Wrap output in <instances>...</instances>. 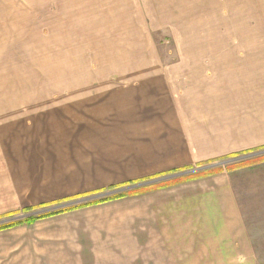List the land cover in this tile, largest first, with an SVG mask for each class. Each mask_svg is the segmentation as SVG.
<instances>
[{"label": "crops", "instance_id": "obj_1", "mask_svg": "<svg viewBox=\"0 0 264 264\" xmlns=\"http://www.w3.org/2000/svg\"><path fill=\"white\" fill-rule=\"evenodd\" d=\"M20 1L0 0L9 44ZM253 30L0 93V223L264 150ZM36 218L0 230V264H264V160Z\"/></svg>", "mask_w": 264, "mask_h": 264}, {"label": "rangeland", "instance_id": "obj_2", "mask_svg": "<svg viewBox=\"0 0 264 264\" xmlns=\"http://www.w3.org/2000/svg\"><path fill=\"white\" fill-rule=\"evenodd\" d=\"M15 11L12 43L0 36V93L44 89L58 75L103 72L116 57H204L203 47L245 36L237 32L257 28L264 37V0H37L15 3ZM259 152L243 165L264 159ZM214 169L174 173L145 187Z\"/></svg>", "mask_w": 264, "mask_h": 264}, {"label": "trees", "instance_id": "obj_3", "mask_svg": "<svg viewBox=\"0 0 264 264\" xmlns=\"http://www.w3.org/2000/svg\"><path fill=\"white\" fill-rule=\"evenodd\" d=\"M241 157V156H239ZM235 158H238L237 156L236 157H233L231 159H235ZM261 160H264V159H261ZM254 162V161H253ZM252 162V163H253ZM237 164H241V165H237ZM237 164H234L232 166H226L225 168H216L214 170H208V172L202 174V175H199V176H196L194 177L195 179L196 178H199V177H202V176H206V175H210L214 172H218V171H224V170H232V169H236L238 167H242L243 166V162H240V163H237ZM194 178H184V179H181L179 181H176V182H171L168 183V184H159L157 186H152V187H145L144 189H140V190H133L131 193H120V194H117V195H114V196H111V197H108V198H105V199H102V200H97V201H93L91 203H88V204H84V205H79V206H75V207H72V208H68V209H63L61 211H56V212H53V213H47V214H43V215H40V216H36L37 218H44L46 216H50V215H53V214H57V213H60V212H65V211H68V210H72L74 208H79V207H85V206H89V205H92V204H98V203H103V202H106V201H109V200H115V199H119V198H123V197H128V196H134V195H138V194H142V193H145V192H148V191H151V190H154V189H158V188H164V187H168V186H171V185H175V184H179V183H183V182H187L189 180H192ZM36 217H29L25 220H22V221H18V222H15V223H10V224H7V225H3V226H0V230L2 229H6V228H9V227H12V226H15V225H18V224H22L24 222H28L32 219H35ZM36 218V219H37Z\"/></svg>", "mask_w": 264, "mask_h": 264}, {"label": "water", "instance_id": "obj_4", "mask_svg": "<svg viewBox=\"0 0 264 264\" xmlns=\"http://www.w3.org/2000/svg\"><path fill=\"white\" fill-rule=\"evenodd\" d=\"M251 156H255V154L254 155H251ZM195 172H198V171L196 169L195 170L188 171V173H195ZM185 173L188 174L187 172H185ZM167 178H170V177H167ZM163 179L164 178L157 179V180H154V181H151V182H146V183L138 184V185L131 186V187H126V188H123L121 190H118V191H115V192H112V193H107V194L99 195V196H96V197L88 198V199L81 200V201H77V202H74V203H70V204H66V205H62V206H58V207H54V208H50V209H44V210H41V211H37V212L31 213L28 216H30V217L31 216H39V215H43V214H47V213H52V212L61 210L63 208H68V207L70 208L72 206L86 204L88 202H93V201H96V200H102V199H105L107 197H110V196L119 194V193L129 192V191L134 190V189H136L138 187L140 188V187H143V186L145 187L146 185H149V184L160 183Z\"/></svg>", "mask_w": 264, "mask_h": 264}, {"label": "built area", "instance_id": "obj_5", "mask_svg": "<svg viewBox=\"0 0 264 264\" xmlns=\"http://www.w3.org/2000/svg\"><path fill=\"white\" fill-rule=\"evenodd\" d=\"M262 152H264V151H262ZM262 152H259V154L260 153H262ZM258 154V153H257ZM251 157H253V156H246V157H238V158H235V159H229V160H226V161H228V162H225V161H222V162H225V163H216V164H211V165H209V166H207V167H204L205 169H214V168H220V167H223V168H225L226 166H231V165H234V164H237L238 162H242V161H245V160H247L248 158H251ZM202 170H203V168H201ZM200 170V169H199ZM198 170V171H199ZM120 194V193H119ZM117 195V194H116ZM114 196V195H113ZM111 197V196H110ZM108 198V197H107ZM29 215V214H28ZM28 215H23V217H18V218H14V219H11V220H9V221H6V222H2V223H0V226H3V225H7V224H10V223H15V222H18V221H22V220H25V219H27V218H29L30 216H28ZM40 216V215H39ZM31 217H33V216H31ZM34 217H36V216H34Z\"/></svg>", "mask_w": 264, "mask_h": 264}]
</instances>
